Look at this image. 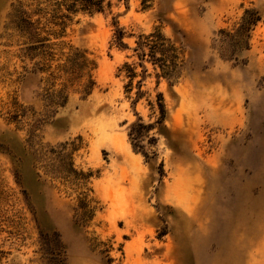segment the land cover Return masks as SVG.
Returning <instances> with one entry per match:
<instances>
[{
	"label": "rangeland",
	"instance_id": "374dc122",
	"mask_svg": "<svg viewBox=\"0 0 264 264\" xmlns=\"http://www.w3.org/2000/svg\"><path fill=\"white\" fill-rule=\"evenodd\" d=\"M17 1L0 0V264H50L41 243L53 233L66 264H264V0H112L74 16L64 41L95 62L96 86L85 98L67 89L63 107L60 82L11 28ZM248 8L261 22L245 61H222L213 40ZM114 23L133 34L160 27L184 52L182 77L156 90L166 116L148 160L127 131L137 117L156 121L155 80L139 100L124 94ZM63 144L90 175L96 212L85 225L73 217L80 190L54 180L51 151Z\"/></svg>",
	"mask_w": 264,
	"mask_h": 264
},
{
	"label": "trees",
	"instance_id": "16d2710c",
	"mask_svg": "<svg viewBox=\"0 0 264 264\" xmlns=\"http://www.w3.org/2000/svg\"><path fill=\"white\" fill-rule=\"evenodd\" d=\"M111 2L112 0H19L13 6L11 28L25 42L30 60L38 59L36 67L47 75V81L60 82L61 88L56 93L55 105L63 107L66 104L67 89L73 88L75 93L85 98L96 86L93 78L95 62L86 52L73 48L64 41L67 24L77 15L103 13L111 8ZM260 22L261 15L258 11L245 9L233 29L218 31L212 50L222 61L243 63L245 58L241 55L250 50L252 33ZM113 26L115 30L110 48L126 53L124 61L116 69V77L123 82L124 94H133L139 100L143 95H148V91L144 90L146 80L151 77L155 80L156 96L154 103L150 102V105L158 114L156 121L145 124L137 117L127 131L132 151L148 160L154 155L151 148L156 143V138L150 132L155 126L161 125L166 116L162 93L156 90L162 80L173 85L182 77L184 52L160 27H155L148 33L133 34L115 23ZM126 39H133V45L126 43ZM58 148L57 151H51L61 162V165L55 167L54 180L71 183L80 190L76 196L73 217L77 223L85 225L90 223L96 212L95 201L89 196V190H86L90 175L75 169L67 144ZM42 241L41 253L50 264H66L65 250L57 233L42 237Z\"/></svg>",
	"mask_w": 264,
	"mask_h": 264
}]
</instances>
